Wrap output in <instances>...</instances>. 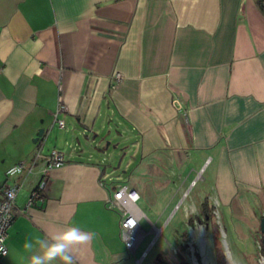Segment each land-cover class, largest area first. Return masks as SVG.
<instances>
[{"label": "crops", "instance_id": "1", "mask_svg": "<svg viewBox=\"0 0 264 264\" xmlns=\"http://www.w3.org/2000/svg\"><path fill=\"white\" fill-rule=\"evenodd\" d=\"M263 8L264 0H0V192L21 182L25 204L40 167L6 171L39 145L66 158L43 200L8 228L2 264H28L26 239L46 244L69 226L93 234L69 249L75 264H120V213L108 206L116 184L102 165L116 137L156 185L182 187L184 175L206 172L192 208L207 200L214 215L254 219L264 199ZM60 103L63 127L54 122Z\"/></svg>", "mask_w": 264, "mask_h": 264}, {"label": "rangeland", "instance_id": "2", "mask_svg": "<svg viewBox=\"0 0 264 264\" xmlns=\"http://www.w3.org/2000/svg\"><path fill=\"white\" fill-rule=\"evenodd\" d=\"M105 143L106 141L102 145ZM122 144L116 137V141L111 143L102 156L104 179L108 183L113 180L116 185L134 186L140 193L137 206L147 219L144 217L140 221L143 230L139 234L141 242L135 255L126 250V256L120 264H156L160 259L168 264H179L176 254L178 250L185 253L188 264H218L219 260H223L225 264V249L226 252L229 251L231 259L239 264H261L264 255L261 252L260 218L264 214V199L254 209V219L234 218L226 212L222 214L221 208H217L215 219L204 223L201 209L192 208L191 205L198 193L208 187L204 179L200 178L201 174L205 177L206 172L199 173L196 179V170L192 171L190 177L183 174L182 183L187 181L182 187H178V184L173 186L167 181L156 185L150 176L138 173L139 161L133 159L130 152H123L120 147ZM144 167L149 173L147 163ZM193 178L195 182L188 188ZM163 183L165 185L158 189ZM187 188L188 190H184ZM181 197H184L183 200L173 212L174 205ZM187 216L192 218L191 223ZM148 220L156 228H162L156 238L154 233L157 231L155 228L151 229ZM215 226L218 228V237L215 236ZM146 249V256L136 263L135 257L140 259L141 252Z\"/></svg>", "mask_w": 264, "mask_h": 264}, {"label": "built area", "instance_id": "3", "mask_svg": "<svg viewBox=\"0 0 264 264\" xmlns=\"http://www.w3.org/2000/svg\"><path fill=\"white\" fill-rule=\"evenodd\" d=\"M264 12V8H263ZM2 68L0 67V72ZM114 84H117L122 79V73L119 71L113 74ZM65 110V105L60 103L54 113V122L60 127L64 126V121L58 118L60 112ZM66 162L65 154L57 148H52L48 152H43L42 145H39L29 160L20 161L9 169L19 166L22 169L20 174H29L34 171L36 167L39 169V179L34 187L27 195L26 202L23 206L17 203L18 195L22 189L21 182L5 183L1 187L0 192V264H2V257L7 253L6 237L7 231L13 221L22 216L26 207L30 206L35 201H42L46 188V181L49 173ZM8 169V170H9ZM8 170L6 175H8ZM18 175V174H17ZM103 182V181H102ZM195 181H193L194 183ZM12 194L11 197L9 194ZM139 193L127 184L115 185L110 189V196L108 198V206L116 208L120 213L119 232L126 249L135 255V251L139 245L140 232L143 230L140 221L145 217L143 212L137 206L139 200ZM146 218V217H145ZM147 219V218H146ZM149 221V220H148ZM151 229L153 223L149 221ZM162 228L160 227V232ZM155 238L157 236H154ZM153 243V242H152ZM147 254V249L141 252V258ZM135 261L137 258L135 257Z\"/></svg>", "mask_w": 264, "mask_h": 264}, {"label": "clouds", "instance_id": "4", "mask_svg": "<svg viewBox=\"0 0 264 264\" xmlns=\"http://www.w3.org/2000/svg\"><path fill=\"white\" fill-rule=\"evenodd\" d=\"M22 169L19 166L8 170L9 176L20 174ZM11 197V193L9 194ZM32 242L27 239L23 248L35 254L30 255L28 264H75L71 247L87 244L93 234L83 231L78 226H69L67 230L51 238V242L45 244L46 236L35 235Z\"/></svg>", "mask_w": 264, "mask_h": 264}, {"label": "trees", "instance_id": "5", "mask_svg": "<svg viewBox=\"0 0 264 264\" xmlns=\"http://www.w3.org/2000/svg\"><path fill=\"white\" fill-rule=\"evenodd\" d=\"M213 210H214L213 206L209 205V203H208L207 200H205L202 203L201 212L203 214V222L204 223H206L209 219H215V215L213 213ZM191 221H192V218L189 219V222L190 223H191ZM215 229H216L215 236L218 237V231H217L218 228H216V226H215ZM217 237H216V241H218L217 240ZM218 250H220V249H218ZM261 252L264 255V249L262 248V244H261ZM176 254H177L178 258H179V264H188V261L186 260L185 253L183 251L178 250L176 252ZM156 264H168V263L165 260L160 259V260L157 261ZM218 264H224L223 263V260H219V263Z\"/></svg>", "mask_w": 264, "mask_h": 264}, {"label": "water", "instance_id": "6", "mask_svg": "<svg viewBox=\"0 0 264 264\" xmlns=\"http://www.w3.org/2000/svg\"><path fill=\"white\" fill-rule=\"evenodd\" d=\"M42 133H43V128H40L38 131L37 137L33 141H37L38 137L41 136ZM260 232H261V244H262V248L264 249V214L260 218ZM224 254H225V264H239L231 258L230 260L228 259L226 249L224 251ZM261 264H264V258L261 261Z\"/></svg>", "mask_w": 264, "mask_h": 264}, {"label": "bare ground", "instance_id": "7", "mask_svg": "<svg viewBox=\"0 0 264 264\" xmlns=\"http://www.w3.org/2000/svg\"><path fill=\"white\" fill-rule=\"evenodd\" d=\"M153 228L156 229L157 232L154 233V235L157 236V235L159 234V232H160V228H156L155 226H153ZM153 228H152V229H153ZM140 234H141V232H140ZM226 253H227V257H228V259L230 260L231 256H230V254H229V251L226 252ZM141 259H142V258L137 259L136 263H139Z\"/></svg>", "mask_w": 264, "mask_h": 264}]
</instances>
